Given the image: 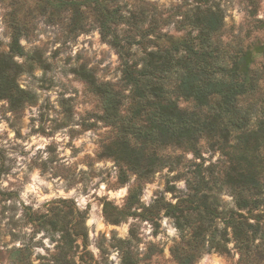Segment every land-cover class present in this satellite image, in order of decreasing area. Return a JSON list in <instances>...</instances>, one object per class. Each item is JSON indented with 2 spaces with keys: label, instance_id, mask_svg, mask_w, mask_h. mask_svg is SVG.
Returning <instances> with one entry per match:
<instances>
[{
  "label": "rangeland",
  "instance_id": "374dc122",
  "mask_svg": "<svg viewBox=\"0 0 264 264\" xmlns=\"http://www.w3.org/2000/svg\"><path fill=\"white\" fill-rule=\"evenodd\" d=\"M104 3L113 13L112 30L135 61L145 51L196 36L191 21L198 6L222 15L224 50L264 43V0H0V53H8L13 35L21 34L28 55L15 57L26 65L17 83L34 94L19 109L0 100V264H16L27 256L38 264L54 256L64 241L54 227L57 219L67 222L76 240V264L83 258L123 264L128 252L139 264H179L177 255L184 251L196 254L191 264H241L232 230L221 219L218 241L230 239L225 253L210 249V235L199 246L194 232L178 228L166 209L159 226L141 216L158 198L170 204L187 199L194 192L191 184L198 188L196 200L212 188L223 207L237 212L222 183L228 164L220 150L207 140L193 150H160L165 162L148 180H139L108 156L115 131L100 119V98L78 73L124 86L119 53L101 34ZM263 64L259 57L256 66ZM180 106L191 109L193 104L181 100ZM135 189L140 205L129 210L126 204ZM20 249L28 251L17 255Z\"/></svg>",
  "mask_w": 264,
  "mask_h": 264
},
{
  "label": "trees",
  "instance_id": "16d2710c",
  "mask_svg": "<svg viewBox=\"0 0 264 264\" xmlns=\"http://www.w3.org/2000/svg\"><path fill=\"white\" fill-rule=\"evenodd\" d=\"M99 13L101 34L119 53L124 86L99 82L83 71L78 73L100 98V119L115 131V139L106 147L108 156L139 180H148L159 169V163L165 162L158 151L184 147L193 150L201 140H207L226 157L228 166L222 183L230 189L238 208L236 212L223 207L212 188L196 200L198 188L191 184L189 189L194 192L187 193V199L170 204L158 198L144 207L141 216L159 226L160 212L166 209L176 218L178 228L194 232L200 239L199 246L202 242L205 245L210 235V249L225 253L230 239L226 243L218 241L217 224L221 219L232 230L241 264H264V64L256 66L259 57L264 61V43H253L233 53L224 50L220 40L222 15L198 6L191 21L198 31L196 36L170 47L157 46L135 61L117 30H112L113 13L106 3ZM120 19L123 21L122 15ZM115 20L113 23L119 25ZM27 55L20 33L13 35L9 52L0 53V100H7L13 109L22 108L34 98L17 83L26 65L15 61V57ZM36 56L41 62L38 52ZM181 100L193 107L182 108ZM169 189L173 191L175 186ZM138 191L130 193L127 209L140 205ZM53 223L64 241L54 256L38 264H76L74 249L78 245L67 222L57 219ZM78 224L84 231L83 217ZM24 251L28 249L17 250L16 254L23 255ZM195 256L184 251L177 259L179 264H191ZM16 264L34 263L27 256L19 257ZM81 264L95 263L83 258ZM123 264L139 262L128 252Z\"/></svg>",
  "mask_w": 264,
  "mask_h": 264
}]
</instances>
